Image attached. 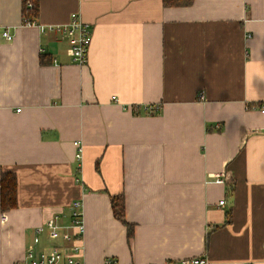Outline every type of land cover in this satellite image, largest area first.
Segmentation results:
<instances>
[{
	"label": "crops",
	"instance_id": "obj_1",
	"mask_svg": "<svg viewBox=\"0 0 264 264\" xmlns=\"http://www.w3.org/2000/svg\"><path fill=\"white\" fill-rule=\"evenodd\" d=\"M23 1L0 0V264L64 244L46 223L72 234L76 202L86 264H264V0H38L45 31ZM75 12L84 66L49 29ZM3 171L18 179L8 213Z\"/></svg>",
	"mask_w": 264,
	"mask_h": 264
},
{
	"label": "built area",
	"instance_id": "obj_2",
	"mask_svg": "<svg viewBox=\"0 0 264 264\" xmlns=\"http://www.w3.org/2000/svg\"><path fill=\"white\" fill-rule=\"evenodd\" d=\"M31 4L29 3V6ZM23 24L29 27H38L42 31L46 30V27L39 24L37 19L23 18ZM51 31L60 32L70 40V54L74 63L80 66H84L88 63V56L90 46L92 44L93 36L90 26L85 23L82 19L80 13L75 12L71 14L69 23L62 26H54L49 28ZM3 37L12 41L14 39L13 35L5 30L3 32ZM203 99L204 97L201 96ZM150 113H156L160 110L159 105H151L146 109ZM264 112V107L262 109ZM78 146V160L81 159L82 148L79 143ZM218 183H225V175L221 174L216 179ZM225 200L220 201V205H225ZM81 206L80 202H76L72 207V223L70 228L74 230L72 234L62 233V227L57 223V218L54 217L47 221V231L49 233V238L51 240L63 239L64 244H56L50 246L48 249L38 250L36 246L29 249L26 256L17 261L14 264H86L81 260L84 246L83 239L85 234V225L82 219V214L79 211ZM43 228H39L37 233H42ZM35 245L40 243V238L38 236L34 239ZM264 248V245H263ZM182 264H208L205 259L196 258L192 260L182 261ZM101 264H121L115 258H106Z\"/></svg>",
	"mask_w": 264,
	"mask_h": 264
},
{
	"label": "trees",
	"instance_id": "obj_3",
	"mask_svg": "<svg viewBox=\"0 0 264 264\" xmlns=\"http://www.w3.org/2000/svg\"><path fill=\"white\" fill-rule=\"evenodd\" d=\"M165 7H188L195 0H162ZM29 3L31 4L29 6ZM40 13L38 0L23 1V18L37 19ZM159 112V111H158ZM149 114H152L148 112ZM157 113V112H156ZM228 187L229 183H228ZM231 190L232 187H230ZM111 205L114 217L127 227L128 238L134 235V225L126 219V202L123 194L112 196ZM18 208V179L13 171H3L1 175V210L8 213ZM229 222V221H228Z\"/></svg>",
	"mask_w": 264,
	"mask_h": 264
},
{
	"label": "rangeland",
	"instance_id": "obj_4",
	"mask_svg": "<svg viewBox=\"0 0 264 264\" xmlns=\"http://www.w3.org/2000/svg\"><path fill=\"white\" fill-rule=\"evenodd\" d=\"M30 239H33V235L30 236Z\"/></svg>",
	"mask_w": 264,
	"mask_h": 264
}]
</instances>
